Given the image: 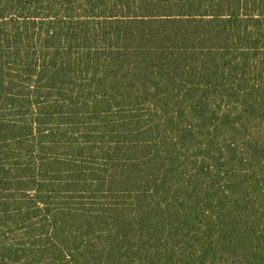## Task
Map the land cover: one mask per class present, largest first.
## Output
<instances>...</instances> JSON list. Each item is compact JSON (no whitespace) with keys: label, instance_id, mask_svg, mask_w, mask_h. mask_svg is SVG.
<instances>
[{"label":"trees","instance_id":"1","mask_svg":"<svg viewBox=\"0 0 264 264\" xmlns=\"http://www.w3.org/2000/svg\"><path fill=\"white\" fill-rule=\"evenodd\" d=\"M0 264H264V0H0Z\"/></svg>","mask_w":264,"mask_h":264}]
</instances>
